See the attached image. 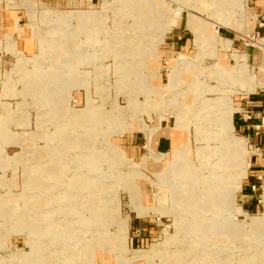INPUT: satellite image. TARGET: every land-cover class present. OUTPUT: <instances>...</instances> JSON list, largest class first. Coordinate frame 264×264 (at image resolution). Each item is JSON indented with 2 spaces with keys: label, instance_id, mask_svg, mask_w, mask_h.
<instances>
[{
  "label": "rangeland",
  "instance_id": "rangeland-1",
  "mask_svg": "<svg viewBox=\"0 0 264 264\" xmlns=\"http://www.w3.org/2000/svg\"><path fill=\"white\" fill-rule=\"evenodd\" d=\"M6 3L28 7L23 27L33 52H19L21 31L13 35L17 48L13 38L0 42L1 55H13L11 63L0 57V264H262L251 259L264 249L261 240L254 245L251 224L264 218V193L256 210L245 208L242 196L251 158L261 151L248 143L244 156L234 153L222 140L227 125L220 126L224 108L234 106L230 134L246 139L235 126L236 111L249 95L264 93V68L247 55L242 60L248 47L264 53L261 6L90 0L86 10L49 13L40 0H0ZM178 29L182 38L174 37ZM258 31V46L243 44L242 35ZM178 114L185 121L176 124ZM160 121L183 131L187 150L177 146L163 169L147 168L148 159L163 154L149 142L148 153L129 155L128 139L142 131L151 141ZM178 160L181 169L165 173ZM215 163L227 175L223 188L237 185L229 213L242 233L230 247L183 237L176 219L204 197ZM77 172L96 175L94 195L82 196L96 203L76 201ZM146 185L156 193L150 206ZM136 215L154 221L148 241L135 240ZM178 233L183 241L166 247V237ZM154 245L166 255H141Z\"/></svg>",
  "mask_w": 264,
  "mask_h": 264
},
{
  "label": "crops",
  "instance_id": "crops-1",
  "mask_svg": "<svg viewBox=\"0 0 264 264\" xmlns=\"http://www.w3.org/2000/svg\"><path fill=\"white\" fill-rule=\"evenodd\" d=\"M89 1L90 0H40L39 5L44 11H48L49 13H68L77 11L79 9L86 10ZM254 3L257 5V8L261 6V8L259 9L261 10V13L264 12V8L259 3V0H254ZM6 4L9 5L8 3ZM84 15L87 21L89 14L85 13ZM28 20V7L13 5H9L8 7L6 5L0 6V42H8V40H11V38H13V35H19V32L21 31L22 35L21 37L19 36L20 46L18 50L21 54L23 53V55H25L26 53H32L33 44L30 40V37L25 34L23 27L25 24H27ZM184 25L185 28H187L186 21L184 22ZM184 34L185 32L183 29H178L176 34H174V37L175 35H178V38H182ZM13 42L16 46L17 40L15 38H13ZM245 55H247L248 58H252L255 63H259L264 68V53L258 51L255 47H248ZM1 56L7 59V63H11V58L13 55L9 53H4L3 55H1L0 52V57ZM217 56L220 59H225L223 54H218ZM159 68L160 67L157 64L154 67L155 70H151L156 72L159 71ZM238 107L239 110L236 111L235 118L236 128L243 135H245L251 147H254L256 151H261L254 153L251 158V162L248 168V175L245 178L246 181L243 185L242 190V196L245 199L244 207L248 208L249 210H256L257 208H259V204L262 201L259 199V196H261L262 198L264 193V187L262 186L264 183V93L254 92L252 95H249L246 99H244V102H241V106ZM155 126H157V129L151 141L148 139L147 141L145 140L142 131H139L141 134L136 133L131 135L128 139V142L130 144V153L128 151L126 153L137 157L138 154L142 152L141 148H147L148 153V145L150 142L152 149L157 153L163 154V156L161 159H148V161H146V166L147 168H150V166L152 165V167L155 169H163V164L169 160V158L166 157L172 154L173 158L175 147H183L185 150H187V138L184 135L183 131H178L174 127V125L171 126L168 121H160ZM143 155L145 156L146 152H144ZM147 186L148 185H146L145 188L146 195L145 197H143V200L148 205L149 203H147L146 201L149 200L151 194L156 195V193L154 194V187L151 186L149 189L147 188ZM262 187V194H258L257 189L259 190ZM142 218L143 216L136 215L131 221L132 227L134 229L133 232L136 233V235H134L136 236L135 240L139 242L148 241L150 239L149 237L152 236V232L154 229V221L152 219Z\"/></svg>",
  "mask_w": 264,
  "mask_h": 264
},
{
  "label": "bare ground",
  "instance_id": "bare-ground-1",
  "mask_svg": "<svg viewBox=\"0 0 264 264\" xmlns=\"http://www.w3.org/2000/svg\"><path fill=\"white\" fill-rule=\"evenodd\" d=\"M219 1L222 2V0H219ZM197 36H198V38H201L200 34H198ZM242 60L247 62L246 55L244 56V59H242ZM229 68H231V67H229ZM237 70L241 71V72H245L244 67L241 65L239 67H237ZM233 108H234V106H227V108L225 107L224 111L222 112V115L220 117V126L223 127V125L224 126L227 125V128L229 130L228 131L229 134L232 132V129H233L232 125L230 124L231 111ZM181 121H185L184 116L181 114H178L177 118H176V124H179ZM211 128H212V125H211ZM228 133H226L224 131L222 132L223 142L225 141V143L228 145V147H230L231 151H233L234 153H236L238 155L244 156L248 151L247 150L248 149L247 138L245 139L243 136H234L232 134L229 135ZM207 136H209V135H207ZM65 137H66V135H65ZM178 162L180 164H178L176 167H172V166L168 167L167 166L165 168V173L171 171L172 169H173L172 171H176V170H178V168L181 169V167H182L181 164L183 162H182V160H178ZM64 166H65L64 163L60 162V165L57 167H59V168H61V170H63ZM89 167L90 166L86 164V166L83 167V170H85L84 168L89 169ZM182 169H184V167ZM219 169L220 168L217 167V165L215 163V165L211 171L212 173H211L210 178H209L210 179V188L206 189V192L204 193V197L196 198L193 201V205H191V207H189V205H188V209L192 210V211H190V215L189 216H187L186 214L181 215V216L179 215V217H177L176 219L179 221V230H180V234L184 235L183 237H187L188 235L198 236L201 240H203L205 242L210 241L213 243H217L219 245L230 247L234 243L233 240L237 241V239L239 238L240 232L242 233V230L240 227V222L235 221L234 217H232L231 213H229L234 208H236V205H235L236 199H235L234 190L237 189V185H236V183H233L230 181V186L227 185L224 189L223 183H227V180H225L227 175L222 173L221 170L219 171ZM241 173H242V171H241ZM73 175H74L76 180L78 178H79V180H82V182H81L82 187H80L82 189V192H81V190H78L77 195H75L76 201L77 200L79 202L87 201L88 204L96 203L97 200L95 201V200L89 198V196H87V198H82L83 194H86L87 192H89L91 195H94V193L92 191V185L94 184L95 179L97 178V177H95L96 175L95 174H88V172H82V173L77 172V173H74ZM48 176H49V173L43 174L44 178H46ZM81 183L78 182L77 185L80 186ZM63 189L60 190L59 194L68 192V190L62 191ZM161 198L163 199V196H161ZM222 198L227 199V202L226 203L225 202L220 203V200ZM72 199H71V197H68L67 200L71 202ZM100 200L101 199H99V201ZM101 204H102V206H105L104 201H102V200H101ZM59 205H61V204H59ZM226 213L230 216H228ZM224 215H226V216H224ZM204 218L209 220V221L205 222ZM189 220H191V221L193 220L192 223ZM252 222H254L253 224H251L253 226L252 232H253V243H254V245H256V242H258L260 240L262 243H264V218L257 220V222H255V220H253ZM243 232L245 233V237H246L247 232L246 231H243ZM178 235H179V233L176 234V236L173 235L172 237L171 236L166 237V239L164 241V244H167L166 247H168L174 243L176 244L177 241H183L182 236H180V235L178 236ZM259 236H262V237H259ZM243 238H244V236H243ZM162 243L163 242H160V244H162ZM159 245H154L152 247V249H150L146 252H142L141 255H144V257H146L148 259L154 256L153 255L154 252H157V253L162 254V255H166V253H161V248ZM174 251L179 252L180 250L178 248L177 250H174ZM261 253H262V255H254L251 257V259L252 258L257 259L258 261L262 260V264H264V249L262 250ZM177 254L181 255L182 253H177ZM182 256H178L179 260H181Z\"/></svg>",
  "mask_w": 264,
  "mask_h": 264
},
{
  "label": "built area",
  "instance_id": "built-area-1",
  "mask_svg": "<svg viewBox=\"0 0 264 264\" xmlns=\"http://www.w3.org/2000/svg\"><path fill=\"white\" fill-rule=\"evenodd\" d=\"M260 36V32L258 31L257 33H254L253 36L250 38L249 36H241V39L243 40V44L246 46H258V39ZM263 123H264V119H263Z\"/></svg>",
  "mask_w": 264,
  "mask_h": 264
}]
</instances>
